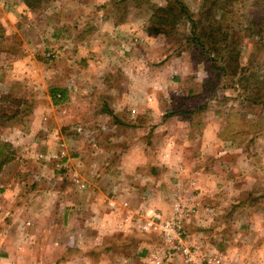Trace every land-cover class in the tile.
Wrapping results in <instances>:
<instances>
[{
  "label": "rangeland",
  "instance_id": "obj_1",
  "mask_svg": "<svg viewBox=\"0 0 264 264\" xmlns=\"http://www.w3.org/2000/svg\"><path fill=\"white\" fill-rule=\"evenodd\" d=\"M114 1L110 25L95 22L83 30L86 14H94L83 0H29L31 8L27 0H0V82L45 83L38 100L47 96L53 104L34 124L30 91H0L4 113H29L0 125V142L13 151L7 164L20 163L0 171V264H69L80 257L67 248L64 228L54 229L47 213L55 199H48L65 183L88 190L85 179L94 174L74 170L85 154L73 163L69 156L94 146L104 150L90 155L96 163L138 166L120 171L116 182L126 190L135 178L151 179L133 187L151 194L149 208L133 213L124 204L121 210L125 232L150 245L149 264H189L179 254L169 257L162 234L146 227L153 213L173 218L175 205L190 213L182 231L198 264H208L213 242L264 246V0H180L191 20L155 38L142 25L152 6L167 0ZM56 89L63 91L58 103L50 93ZM105 181L101 191L115 196L116 182ZM110 249H86V264L97 258L111 264Z\"/></svg>",
  "mask_w": 264,
  "mask_h": 264
},
{
  "label": "crops",
  "instance_id": "obj_2",
  "mask_svg": "<svg viewBox=\"0 0 264 264\" xmlns=\"http://www.w3.org/2000/svg\"><path fill=\"white\" fill-rule=\"evenodd\" d=\"M106 1L108 2L96 5V2L91 3L90 0H83L81 5H83L87 11L91 12V10H93L94 13L93 15L86 14L87 16L85 19H83L84 22L81 24V26H83V30L92 26V24L95 22L104 23L108 21L109 23L107 24L110 25V22H112L113 18L116 16H114L113 11L117 2L114 0ZM103 10L108 11L103 13ZM27 12H29V10L26 6H24L22 13L26 15ZM112 25L113 27L117 26L115 23ZM57 31L60 30L55 29L53 36H56ZM109 31L111 33V28H109ZM97 36L99 37V40H105L103 38L104 33H101ZM28 69L29 68L27 66L26 71H28ZM62 88H64V90H62L65 91L66 86ZM41 90L46 91V85L40 81L34 82L25 79L20 83L0 82V91L4 92V94L23 96L25 92L30 91V93L27 92L26 94L32 96L36 103V108L33 112V115H35L34 124L40 120L39 117H42L43 120L47 117L45 113L46 108H44V106L47 105L48 107L49 102L52 104L51 99H49L47 96H45L43 100H38V98H42V96H39ZM32 132H34V128H31V133ZM25 135L26 137L30 136V132L29 134ZM66 143L67 141L65 138L64 145ZM102 150L103 149L100 147L94 146L88 150L80 151L77 154L69 156L70 161L73 163L74 158L82 157V155L85 154L86 161L80 162L79 164L77 163L76 165L78 168L74 170H79L80 173L83 171L85 173L90 172L94 174V178L92 177L90 181L88 178L85 179L89 185L88 190L85 191H80L78 189L76 190V188L73 189L70 184L68 186L66 183L62 184L61 186L58 185L59 187L55 189V194H53V197L48 199L49 201L55 199L51 206V210L53 212L50 211L47 214H49L50 218H54V229L58 227L64 228V232L68 236L67 248L70 251H74L71 253L72 256L76 254V251H79L80 253V257L78 258L73 257V259L71 257L70 260H68L69 264H72L73 262L76 263L77 260H79L78 263L80 264L88 263L89 259L85 258V250L94 247H96V249L100 252H105L108 250V248H111L110 250L112 253V258L114 259L112 260L111 264H143V262L144 264H149L145 259H147L150 253V249L148 248L150 245H148L143 236L139 235L138 237H132L130 234L133 231L131 232L130 230L129 232H125L127 231L129 224H123L124 215L121 213V210H123L122 207H124V204L126 207L131 209L133 213H142L146 211L147 208H149L148 206L151 202H153L151 194L144 190L138 189V192H136L134 191L135 189L133 187H137V182L139 184H143L147 180L151 179L146 178V173H144L146 174L144 177L138 175V177L140 176V179L135 178L132 186H130L131 184L129 183V185H127L129 188L126 190L125 187L121 186L123 184L116 182V180H118L117 177L119 176L121 170L130 172L136 170L138 166L135 165V167H133L134 164L127 163L118 164V162L114 161L101 163H96L94 160L92 161L90 155H93V153L99 154L102 152ZM128 153H130V150H128ZM104 154L106 155V153ZM72 163H70V166H72ZM17 165H20V163L17 162L16 164H7L4 166L3 172H7L10 168ZM37 170L42 171L41 169ZM18 174L19 173H17V175ZM37 174L38 173L35 172L33 175ZM25 177H30V175H24V178ZM107 177H111L113 182H116V184L113 183L117 187L115 196L110 197L108 190L106 194L101 191V186L106 184L105 180ZM34 182L38 181L34 178ZM146 184L148 183H144V185ZM37 185V183L34 184V188ZM7 191L10 192L9 190ZM19 192H21V189L16 193V195H13L14 197L12 196L11 202L16 199ZM32 195V199L38 197V190H34ZM43 198L46 199V197ZM107 203L112 207L106 205ZM114 203L116 204V207L114 206ZM59 204L63 205L62 211L58 210L57 208ZM57 212L59 213L57 214ZM20 213L21 214L19 216H23L22 209ZM133 225L136 229L135 223ZM121 233H124V235H121ZM263 233L264 232L262 231V234ZM109 236H111L110 239H108ZM225 243L226 244L223 243V245L215 242L211 243L212 245L207 248L208 264H218L223 262H225L224 264H264V246L262 241L258 243H251L241 240L238 243ZM115 255H117V257ZM101 260L102 258H97L95 260V264H98ZM178 262L181 263L180 260H178Z\"/></svg>",
  "mask_w": 264,
  "mask_h": 264
},
{
  "label": "trees",
  "instance_id": "obj_3",
  "mask_svg": "<svg viewBox=\"0 0 264 264\" xmlns=\"http://www.w3.org/2000/svg\"><path fill=\"white\" fill-rule=\"evenodd\" d=\"M26 6L31 8L32 4L27 0ZM151 15L146 23L142 25V31L147 37H166L172 33L173 28L178 25L184 18L191 20V16L188 15L184 4L180 0H167L165 6H152ZM193 22V21H191ZM195 24V23H193ZM195 27V26H193ZM194 32V31H193ZM199 39V38H198ZM52 99L57 103L62 101L63 91L56 89L51 91ZM57 95L59 97L57 98ZM7 99V98H3ZM19 103H25L24 101H18ZM29 107V106H28ZM2 113L0 117L1 126H9V121L19 120V116H24L28 113H21L20 111H13L12 114L4 113L3 109H0ZM25 117V116H24ZM21 121V120H20ZM8 124V125H7ZM13 151L12 147L8 143L0 142V171L3 166L12 160ZM74 251H71L73 253ZM77 252V251H76ZM75 252V253H76ZM74 253V254H75Z\"/></svg>",
  "mask_w": 264,
  "mask_h": 264
},
{
  "label": "built area",
  "instance_id": "obj_4",
  "mask_svg": "<svg viewBox=\"0 0 264 264\" xmlns=\"http://www.w3.org/2000/svg\"><path fill=\"white\" fill-rule=\"evenodd\" d=\"M173 210L174 217L170 219H163L159 213H153L154 221H148L146 227L158 230L162 234L165 243L172 251L169 257L179 254L185 263L198 264L194 251L185 244L182 231L183 219L189 217L190 213L181 205H175Z\"/></svg>",
  "mask_w": 264,
  "mask_h": 264
}]
</instances>
